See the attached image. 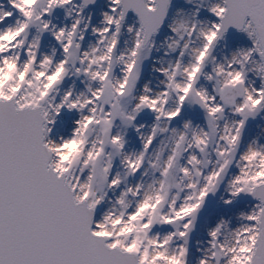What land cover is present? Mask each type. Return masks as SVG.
<instances>
[{
    "label": "snow or ice",
    "instance_id": "obj_1",
    "mask_svg": "<svg viewBox=\"0 0 264 264\" xmlns=\"http://www.w3.org/2000/svg\"><path fill=\"white\" fill-rule=\"evenodd\" d=\"M94 2L8 0L20 18L0 31V69L14 66V94L0 90V264H148L153 249L162 254L154 264L167 260L187 264L188 239L197 214L233 165L238 174L228 180L225 190L231 199L224 204L241 195L256 203L249 213L240 215L243 223L234 231L221 220L208 233L209 247L198 264H264V145L253 141L236 158L246 122L264 111V0H217L208 8L217 21L209 27H198L195 20L175 23L171 31L176 39L167 47L168 52H178L177 58L155 69L164 78L163 90L152 93L144 86L139 96L133 93L140 66L153 47L152 38L170 0H109L103 26L92 28L99 37L96 45L82 52L80 41L89 26L82 12ZM55 9H69V15L75 10L69 27L57 30L43 19ZM129 12L136 16L138 27L126 28L132 44L118 53ZM12 15L0 11V23ZM32 28L37 35L27 42ZM229 29L245 34L251 47L215 64L212 51ZM44 32H50L60 46L63 59L59 62L44 56L37 63ZM194 42L199 46L191 47ZM26 43V60L21 63L18 50ZM209 63L214 67L205 74ZM116 66L121 68L119 79L113 77ZM249 72L260 80L258 89L249 85ZM69 74L83 77L86 90L74 98L69 91L54 104L52 94ZM201 76L212 83L213 94L197 87ZM33 85L40 91L34 92ZM29 93L36 96L35 103L26 102ZM185 104L202 110L207 131L194 128L190 121L183 123L182 130L169 128ZM64 109L79 113V119L71 138L56 142L50 134ZM144 110L154 114L155 122L150 134L140 137L142 150L127 154L123 132L113 129L135 128ZM226 110L238 119L225 122L221 129L218 122L224 120ZM157 136L165 138L150 154ZM77 143L78 155L71 164H61L62 150ZM213 154L214 161L209 158ZM117 157L124 177L117 174L110 179ZM209 165L211 170L205 173ZM138 172L151 176V183L126 186L115 201L119 216L107 213L103 217L105 221L118 218L121 224L131 220L142 230L143 242L133 250L135 234L119 243L120 238L101 231L104 224L94 221V213L107 190L118 188L122 180ZM157 225L174 230L163 238L150 235ZM174 241L182 243L172 247Z\"/></svg>",
    "mask_w": 264,
    "mask_h": 264
},
{
    "label": "bare ground",
    "instance_id": "obj_2",
    "mask_svg": "<svg viewBox=\"0 0 264 264\" xmlns=\"http://www.w3.org/2000/svg\"><path fill=\"white\" fill-rule=\"evenodd\" d=\"M194 2L196 4L194 5ZM217 0H192L191 3H188V0H174L173 4H180L182 7L178 9L175 5V9H172L170 14V18L167 27L164 28L163 32H160L157 38L153 40V47L151 49V58L145 59L140 66V77L136 85V89L133 93L134 96H139L143 93L144 86H147L152 93H156L163 90V86L161 81L164 79L163 76L160 75L158 71L155 69H160L161 67H167L169 62H174L177 58V53L168 52L167 45L171 43L172 40L176 39V36L171 31V27L181 21H193L198 22V27H209L212 23H216V18L211 15L208 11V8L216 3ZM75 2L73 1V4ZM71 7V6H70ZM110 3L109 0H103L101 6H97L94 9L83 10L82 16L84 18V22L88 23V31L84 33V39L80 41L81 49L83 51H87L89 47H94L96 45L98 36L92 33V28H101L103 21V13L109 10ZM57 9V13L61 14L57 16L56 19L52 16H46L45 20L50 22V26H55L57 30L62 27H69L75 18L74 12L72 10V14L69 15V9ZM0 11H11L6 5V0H0ZM13 13L12 17H9L3 23H0V31L8 27H13L15 22L20 17L15 12V10L11 11ZM213 19V20H212ZM83 23L81 24V28H83ZM126 28L129 26H136L137 22L134 19H127L125 22ZM35 36H31L30 40L27 42H31V40ZM183 43V42H181ZM132 44V37L125 30V41L124 48L121 52H124L127 48H130ZM199 43L194 42L191 47H198ZM27 43L25 44L24 49L18 50L20 52V62L24 60V51L26 50ZM251 47V42L248 40L245 34H234L230 37H225L224 43L221 46L213 49L211 58L215 61V64L224 63L225 60H230L233 53L240 49H248ZM82 51V52H83ZM55 53V55H53ZM165 53H168L165 55ZM44 56L52 57L54 62H59L63 59V55L60 50H58V44L54 40L53 36L50 32H45V37H40L39 48L37 52V63H39L40 58ZM189 61V57L185 55L184 62L187 63ZM78 66V65H77ZM214 67L213 63L207 64L204 69L205 74H210L212 68ZM113 77L119 79L121 77V68L120 66H116L113 69ZM71 80H69V79ZM78 78L82 80V83L78 81ZM248 83L251 87L259 88L261 85L260 80L255 76L254 73L249 72L248 74ZM87 81H84L83 77H76L71 74L66 76L64 80L58 85L55 92L52 94L54 97L53 103H59L61 98L69 91L72 92L73 98L75 96L80 95L86 90ZM197 87H204L209 94L212 93V83L205 80L203 76H201ZM135 104V100L132 101V105ZM169 106H173L170 104ZM79 119V113L72 111L69 112L67 109L61 111V114L56 118V123L53 126V131L50 134V138L56 142H60L62 139L67 140L70 139L72 133L75 129V122ZM190 121L194 128H202L205 126L207 128V122L205 120L202 121L200 118L192 116L182 109L181 115L176 120L172 121L169 125V128H176L177 130L183 129V123ZM233 121L232 115L225 111L224 120L219 121V127L222 129L224 123H231ZM155 122L154 114L148 113L145 114L141 112L134 124L135 128H140V132L138 133L135 128L128 129H118L114 128L113 131H122L125 139V148L124 152L127 154L138 153L142 150V142L141 135L150 134L151 127ZM203 122V123H202ZM165 137L157 136V138L153 141L149 149V153L151 154L155 149L160 145V141ZM256 141L257 144L264 145V111L260 112L254 119L253 125L250 127L247 132V138L242 144V149L240 154H242L247 147L253 142ZM239 154V155H240ZM187 155V154H186ZM210 156H214L210 155ZM210 158V157H209ZM239 158V156H238ZM237 158V159H238ZM211 159V158H210ZM209 168L205 170V173L209 171ZM124 168L120 164V158L118 157V163L116 165V170L111 169V177L119 174L121 177H124ZM143 172V169H141ZM141 172H138L135 176H129L126 180H122L120 186L116 189H111L106 191L104 201L96 208L98 212L102 214L99 221L102 217L108 212V210L115 204V201L119 198L120 192L125 189L126 186H135L138 183L144 184L147 187L148 184L151 183V176H141ZM238 174V169L233 165L231 167V176ZM229 180V179H228ZM228 183V182H227ZM227 183L223 188L216 190L213 195V207L208 216L203 218L198 227H193V238L188 240V256H187V264H198V261L203 257V253L205 249L209 247L210 237L208 233L213 230L216 225L221 221H225L228 225L229 231H234L236 228L240 227L243 221L239 219L241 214H247L252 210L254 204L249 203L250 205H241V201H245V196L241 195L240 197L234 199L231 204L225 205L224 200L231 199V197L226 192ZM184 193H181V199L183 198ZM179 204V201H178ZM134 204L130 207L127 212H131L133 210ZM97 221V222H99ZM170 230H174L170 225H157L154 226L150 235L152 236H160L163 238L165 235L170 233ZM176 241H174L172 247H176Z\"/></svg>",
    "mask_w": 264,
    "mask_h": 264
},
{
    "label": "clouds",
    "instance_id": "obj_3",
    "mask_svg": "<svg viewBox=\"0 0 264 264\" xmlns=\"http://www.w3.org/2000/svg\"><path fill=\"white\" fill-rule=\"evenodd\" d=\"M225 62V61H224ZM13 74H14V66L8 65L5 66L3 69H0V90H3V92L8 94H14L13 92ZM15 87L19 88V81L17 80L15 82ZM34 89V92H39V87H36L35 85L32 86ZM26 102L29 103H35L36 102V96L34 93H29L28 99ZM79 143L70 145L69 147L62 150L61 155V164L68 163L71 164L72 159L78 155L79 150ZM119 206L113 205L107 213H112L113 216L118 217L119 216ZM106 213V214H107ZM104 217V216H103ZM102 217L101 221L104 224V227L101 228L102 232H106L109 235H115L116 237L120 238L119 243L123 244L130 235L135 234V238L132 240L133 250L136 248H139L141 243L143 242V237L141 235L142 230L136 228L133 226L131 220H129L126 224H121L119 219H113L109 218L108 220H104ZM153 255L148 261V264H154L155 260L161 258L162 254L156 253L155 249H153ZM164 264H175L173 260H167L164 262ZM239 264V262H237Z\"/></svg>",
    "mask_w": 264,
    "mask_h": 264
},
{
    "label": "rangeland",
    "instance_id": "obj_4",
    "mask_svg": "<svg viewBox=\"0 0 264 264\" xmlns=\"http://www.w3.org/2000/svg\"><path fill=\"white\" fill-rule=\"evenodd\" d=\"M195 4H196V2H194V5H195ZM6 5L8 6V8H9L11 11L13 10V9L9 6V4H8V0H6ZM74 5H78V4L74 3ZM175 5H176V7H177L178 9H181V8H182V7L180 6V4H172V9H175V8H176ZM92 9H94V8H92ZM172 9H171V10H172ZM65 11H67V10L65 9ZM60 15H61V14H58V13H57V9H55V10L52 12V14H51L50 16H52L53 18L56 19V17H57V16H60ZM43 19H45V17H44ZM169 19H171V18H169ZM212 20H213V19H212ZM168 26H169V25H168ZM125 30H126V26H124V28L122 29L121 35H120V37H119V44H118V48H117V52H118V53H120V52L122 51V49L124 48ZM36 35H37V33H36L35 28L30 29L29 32H28L27 41L30 40V37H31V36H36ZM40 37L44 38V37H45V32H44L43 34H41ZM58 50H60V52H61V54H62V51H61L59 45H58ZM81 51H83V50L81 49ZM151 56H153V55H151V52H149V53H148V57H147V59H148V58H151V59H152ZM24 60H26V56L24 57ZM24 60L21 61V63H23ZM68 79H69V78H68ZM69 80H71V79H69ZM78 81H79L80 83H82V80L79 79V78H78ZM217 99H218V98H217ZM183 110H184V112H186V113H188V114H190V115H192V116H195V117H197V118H200L202 121L205 122L204 113L202 112V110H197V109L195 108V106H188L187 104H185V106L183 107ZM226 112L230 113V111H228V110H226ZM143 113L148 114L149 111H148V110H144ZM230 114H231V113H230ZM231 115H232V114H231ZM232 118H233V120H234V119H238V118H236V117H234V116H232ZM254 119H255V118H249V120L246 122L245 128H244V130H243V132H242L241 143H240L239 150H238V153H237V157H236V158H238V156H239V154H240V151H241V149H242V148H241V147H242V144H243V142L245 141V139L247 138V132L249 131L250 127L253 125ZM118 123H119V122L117 121V124H118ZM202 123H203V122H202ZM204 130L207 131L206 126H205ZM210 158H211L212 161L215 160V158H214L213 156H210ZM117 163H118V157L115 158V159L113 160V167H112V170H116V165H117ZM210 170H211V168H210ZM210 170H209V171H210ZM230 177H231V168L229 169V171H228V175L225 177L224 182L221 183V185L217 188V190L223 188L224 185L228 182V179H229ZM174 191H175V190L173 189V192H174ZM206 201H209V202H210L211 208H210L209 211H207L206 213H204V214H203L198 220L195 221L194 227H198L199 224H200V222H201V220H202L203 218H205L206 216H208L209 213L211 212L212 207H213V195H212V193H209V194H208V196H207L206 199H205V202H206ZM234 201H235V200H234ZM235 202H236V201H235ZM240 203H241V205H244V206H245V205H250L249 203L252 204L251 197L245 196V201H243V202L241 201ZM96 211H97V210H96ZM97 221H99V220H97ZM170 232H172V230H170ZM192 238H193V232L191 231V233L189 234V239H188V240H191ZM181 243H182V241H176V245H177V246H178L179 244H181Z\"/></svg>",
    "mask_w": 264,
    "mask_h": 264
},
{
    "label": "water",
    "instance_id": "obj_5",
    "mask_svg": "<svg viewBox=\"0 0 264 264\" xmlns=\"http://www.w3.org/2000/svg\"><path fill=\"white\" fill-rule=\"evenodd\" d=\"M173 2H174V0L172 1V3H173ZM102 3H103V0L100 2V4H99L98 6H101ZM171 9H172V5H171V8H170L169 13L171 12ZM89 10H90V9H89ZM169 18H170V14H168V17H167V20H166V24H165V26L163 27V29H162L160 32H163V31H164V28L167 27L168 22H169ZM160 32H159V33H160ZM159 33H158L154 38H157L158 35H159ZM242 34H243V33H242ZM227 37H230V36H227ZM154 38L152 39V41L154 40ZM224 40H225V38L222 40V42L220 43V45H218L217 47L221 46V44L224 43ZM196 107L199 109L198 106H196ZM208 210H209V205H207V206H202V208L200 209L199 213L197 214V219H198L203 213L207 212ZM101 216H102V214H101L100 212H98L94 221L97 222V220H99Z\"/></svg>",
    "mask_w": 264,
    "mask_h": 264
}]
</instances>
